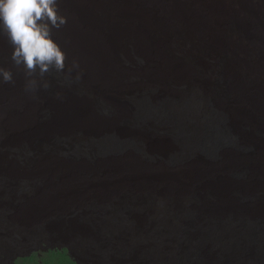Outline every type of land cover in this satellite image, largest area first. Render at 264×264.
I'll list each match as a JSON object with an SVG mask.
<instances>
[{
    "label": "rangeland",
    "instance_id": "1",
    "mask_svg": "<svg viewBox=\"0 0 264 264\" xmlns=\"http://www.w3.org/2000/svg\"><path fill=\"white\" fill-rule=\"evenodd\" d=\"M7 53L9 61L13 52ZM219 59L207 57L210 66L219 63L214 70L222 73L217 72L215 86H208L197 76L208 75L210 68L194 75L187 69H159L160 63L152 60L146 63L152 65L150 71L123 64L124 74L118 67L111 80L94 82L87 71L83 75L73 69L74 61L65 57L60 72L73 82L67 87L72 100L60 89L46 94L36 72H25L10 83L0 77V126L5 125L8 112L21 113L31 102L39 111L51 109L55 113V108L68 101L70 109L63 122L57 114L49 118L46 112L36 126L30 123L25 128L0 129V191L5 188L0 193V208L7 205V210L0 212V264L7 257L1 246L11 235L23 242L28 236L37 237L30 241L41 246L18 257L15 264H264V142L252 138L257 131L264 136V105L257 106L233 90L230 74ZM50 72L60 86L58 71L53 67ZM126 73L128 81L123 82ZM86 88L93 93L84 92ZM195 88L206 94L210 107L223 112L220 119H227L228 129L233 128L230 137L234 145L220 147L213 161H209L213 157L198 153L184 160V151H176L178 146L170 133L160 131L163 125L141 126L131 120L126 109V104L135 98L142 101L149 93L162 99L182 90L196 92ZM96 98L106 108L101 113L94 104ZM253 115L261 117L260 121ZM90 134L97 144L103 141L99 144L102 153L98 149L91 162L67 158L66 153L80 149L79 143L87 141ZM116 141L128 147L121 146L116 153L106 150ZM41 144L42 152L37 154ZM242 147L243 151L237 150ZM30 148L34 154L31 152L28 159L23 155ZM50 170L55 173L52 178ZM31 184L33 189H28ZM124 204L139 207L126 212L117 206ZM158 210L161 216L156 220ZM117 215L128 229L114 238L98 222L101 217ZM164 216L169 221L162 225ZM248 220L254 226L247 241L237 234ZM132 225L138 237L131 241L128 234ZM211 226L221 227L216 229L217 243L215 238L206 237L214 234ZM228 227L235 233L227 234Z\"/></svg>",
    "mask_w": 264,
    "mask_h": 264
},
{
    "label": "bare ground",
    "instance_id": "2",
    "mask_svg": "<svg viewBox=\"0 0 264 264\" xmlns=\"http://www.w3.org/2000/svg\"><path fill=\"white\" fill-rule=\"evenodd\" d=\"M56 9L58 15L66 18V23L58 29L50 26L51 38L65 57L74 61L72 68H76L81 74L87 71L91 81L107 82L111 78L112 72L114 73L118 67L123 69L121 74H124L127 70H124L126 65L123 64H127L135 70L143 68L145 71H150L152 65L146 63L152 60L160 63L157 65L159 69L167 71H173L175 68H181L183 71L187 69L188 73L190 71L194 75H202V70L205 67L210 68L212 70L207 71H210L208 75L197 76V78L208 86L210 84L215 86L217 83L216 74L219 71L214 68L217 69L219 63L217 62V66H210L207 61V57L213 55L222 60L223 67L230 74L229 83L234 88L233 90L248 96L250 100L255 101L257 106L264 105V0H56ZM9 50L13 52V45L3 28V21L0 20V68L10 70L13 79L21 78L26 72L24 66H17L12 59L7 60ZM123 59H127L125 60L127 63H124ZM222 62L220 61V67H222ZM39 71L37 68L36 76L45 87L46 94H53L56 89H60L70 100L73 99L70 96L71 89L67 88L71 87L72 80H68L58 71L56 78L59 80L60 87L52 79L50 71L43 76ZM123 77H125L123 82H127V73ZM225 77L227 76L225 75ZM160 79L162 80V77ZM208 89L205 88V90ZM181 90L179 89V91ZM194 90L196 92L188 90L182 92V90L180 93L170 95L169 98L162 99L160 95L155 97L149 93L142 97V101L140 98H135L132 104H126V109L132 114L131 120L141 126L163 125L164 129L160 131L167 130L166 132L170 133L175 140L174 143L178 146L176 151H184L183 153L186 155L183 157L184 160L188 156L198 153L202 154L204 158L213 157L209 159V161H213L214 155L220 147L234 145L231 142L233 136L230 133V129L233 128L228 129L225 117L224 121L220 119L222 115L219 113L223 112L215 110L207 104L205 99L208 97H205L206 94L202 90L196 88ZM84 92L93 93L91 88H86ZM94 102L100 113L102 109H106L101 107L102 104L97 102V98ZM66 103L68 101H63L59 109L55 108L57 112L53 113L51 109L39 111L38 106L31 102L21 113L13 110L8 112L5 125L0 126V129L6 131L9 126L11 128H25L31 124L36 126L40 124V118H44L42 116L46 115V112H48L49 118L57 114L59 122H63L70 110L66 107ZM253 118L260 121L261 117L253 115ZM129 124L133 125L131 122ZM259 132L261 131L254 133L252 138L264 142V136L262 132L257 134ZM102 143L103 141H100L97 144V139L91 138L90 134L87 141L79 143L80 149L66 153L67 158L75 161L82 158L85 162H91V158L99 149V144ZM137 143V149L141 152L139 142L137 141ZM43 146V144L40 145V151L37 154H41ZM121 146L128 147L123 142L116 141L111 146L112 149L107 148L106 150L116 153L121 149ZM50 147L52 146L50 145ZM31 148L28 153L23 155L28 159H31L29 155L33 152ZM106 150L103 152H108ZM233 150L235 149L233 148ZM237 150L243 151L244 148ZM98 152L102 153L100 149ZM2 158L3 156H0V159ZM169 158L173 159V157ZM49 174L51 178L55 176L52 170L49 171ZM33 187V184L27 186L28 189H33ZM2 189L0 193H4L2 191H5V188ZM117 206L125 208L126 212L131 208L139 207L127 204ZM164 209L166 210L167 207L164 206ZM6 210L7 205L0 208L2 213ZM158 212L159 210L156 212V216H158L156 220L161 216ZM121 214L125 213L122 211ZM165 215L168 216L167 213ZM117 218H119L118 215L112 219L101 217L98 222L99 227H103L114 238L118 233L128 229H125L121 220ZM168 221L169 218L164 216L160 223L165 225ZM253 226L252 222L248 220L247 223H243L242 232L237 235H242V238L248 241L252 235ZM133 227L134 225L129 228L131 234L127 232L131 236V241L138 237ZM217 228L221 229V227H212L214 234L212 232L207 234V239L208 237L215 238V240L218 238ZM230 232L235 233L228 227L227 234ZM28 237L27 242H23L21 238H16L14 235H11L10 239L6 238L1 246L7 255L3 264H15L18 257L28 256L41 247L40 244L30 241L37 237ZM36 242L39 241L36 240ZM232 249H234L233 244Z\"/></svg>",
    "mask_w": 264,
    "mask_h": 264
},
{
    "label": "clouds",
    "instance_id": "3",
    "mask_svg": "<svg viewBox=\"0 0 264 264\" xmlns=\"http://www.w3.org/2000/svg\"><path fill=\"white\" fill-rule=\"evenodd\" d=\"M0 20L13 45V62L23 65L28 75L37 68L41 76L53 67L64 70L65 55L51 38V27L66 23L58 15L56 0H0ZM0 77L4 82L13 80L12 72L3 68Z\"/></svg>",
    "mask_w": 264,
    "mask_h": 264
}]
</instances>
